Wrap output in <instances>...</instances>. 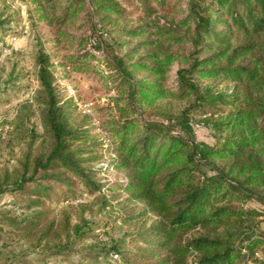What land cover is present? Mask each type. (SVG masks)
Returning a JSON list of instances; mask_svg holds the SVG:
<instances>
[{"label": "trees", "instance_id": "1", "mask_svg": "<svg viewBox=\"0 0 264 264\" xmlns=\"http://www.w3.org/2000/svg\"><path fill=\"white\" fill-rule=\"evenodd\" d=\"M87 1V16L124 15L115 0H70L58 17L59 24L78 18ZM157 2L166 10L167 0ZM140 4L150 15L157 12L146 0ZM200 10L194 12L190 55L162 45L140 54L137 45L119 44L122 53L112 49L111 58L107 55L105 60L116 73L111 81L118 92L114 97L118 118L110 123L115 157L107 162V169L124 172L127 181L119 189L142 201L158 218L152 228L157 249L141 253L115 246L112 253L123 264H240L259 262V253L264 258V229L252 225L261 222L264 214L249 206L254 198L261 199L255 191L264 190V53L258 46H264V0H212ZM222 24L224 28L218 30ZM139 29L125 32L138 36ZM168 42L175 46L182 40ZM174 62L181 67L173 78L176 92L170 93L163 85ZM194 78L232 84L230 93L218 94L228 110L216 109L219 117L213 127L219 139L206 151L169 129L177 120L171 109L160 113L168 125L144 117L149 111L150 116L158 113L160 100L198 97ZM54 80L48 57L40 56L38 87L32 101L18 111L11 135V141L25 143L26 148L14 166L0 161V195L18 196L22 211L39 210L23 221L10 218L9 225L22 240L41 249L44 264L64 255L61 248L68 246H60L63 238L86 237L84 225H73L70 213L85 207V202H72L84 193H101L103 186L95 179L98 170L87 167L83 151L76 148L81 137L69 125ZM196 100L201 104L183 113L201 114L208 102L216 104V100L204 102L203 96ZM35 120L41 121L42 133ZM59 204L68 208L61 220L52 217L50 209ZM1 240L0 236V264H25ZM82 259L79 264H100V253Z\"/></svg>", "mask_w": 264, "mask_h": 264}, {"label": "rangeland", "instance_id": "2", "mask_svg": "<svg viewBox=\"0 0 264 264\" xmlns=\"http://www.w3.org/2000/svg\"><path fill=\"white\" fill-rule=\"evenodd\" d=\"M115 1L124 15L90 13L87 16L90 9L87 1L86 11L84 9L78 18L63 25L59 24L58 17L70 0H54L50 4L46 0H0V161L12 167L26 148L25 143L11 141V135L18 111L32 101L38 87V58L45 55L55 74L54 86L66 108L69 125L79 131L81 140L76 148L83 151L85 165L98 170L95 179L103 185L101 193H84V197L72 202L75 205L85 202V207L72 209L70 213L73 225H84L82 231L86 237L81 239L73 234L60 240L61 247H68L61 248L64 255L51 258L50 264L84 263L82 257L99 253L100 264H123L120 257L112 253L115 246L141 253L157 249L152 228L158 218L142 201L131 199L129 193L119 189L118 185L127 181L126 174L106 166L115 157L110 123L118 118L114 104L118 92L111 81L116 73L106 66L107 55L111 58L112 49L121 54L119 44L128 48L137 45L140 54L162 45L179 54L190 55L193 52L194 12L201 11L204 3H212V0H167L166 10L157 0H146L157 11L151 15L142 8L140 0ZM137 27L141 31L138 36L126 34V30ZM216 28L222 30L224 24ZM173 38L181 39L182 43L172 46L168 41ZM98 39L99 44L95 46ZM261 39L264 42V36ZM258 46L264 53V46ZM87 54L91 56L85 57ZM180 67V62H174L164 82L163 86L170 93L176 92L173 78ZM191 82L198 89V97L203 96L204 102L216 100V104L208 102L201 114L188 115L183 112L193 104H201L197 96L181 101L168 98L157 102V114L150 116L149 111L144 117L168 125L160 113L171 109L177 120L169 129L206 151L219 139L213 127L219 117L216 109L228 110L226 105L220 104L218 94L230 93L232 84L199 78ZM34 125L38 133L43 132L40 120H35ZM211 162L220 164L215 160ZM204 169L210 171V166L205 164ZM255 194L261 199L254 198L249 206L264 214V190L258 189ZM18 201L16 195H0L1 245L18 255L25 264H44L41 249L22 240L17 230L9 225L10 218L23 221L26 215L39 211L23 212L18 208ZM50 209L53 210L51 216L61 220L64 209L68 208L59 204ZM259 220L261 222L256 220L252 225L264 229V216ZM257 255L259 262L248 260L240 264H264L262 254Z\"/></svg>", "mask_w": 264, "mask_h": 264}]
</instances>
